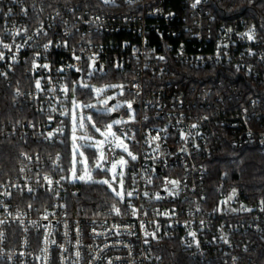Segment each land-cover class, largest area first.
<instances>
[{
	"label": "built area",
	"instance_id": "2783aa9c",
	"mask_svg": "<svg viewBox=\"0 0 264 264\" xmlns=\"http://www.w3.org/2000/svg\"><path fill=\"white\" fill-rule=\"evenodd\" d=\"M193 2L136 0L129 6L117 0V6L101 10L96 7L98 0H0V25L13 33L27 28V35L32 36L29 44L16 54L18 63L12 67L0 63V72H6L9 77V72L22 67L27 81L14 90V96L44 116L39 121L25 123L21 131L13 126L12 133L25 137L34 132L45 141L59 142L69 131V143L73 147L80 144L79 139H73L74 135L78 138L77 124L74 125L70 115H61L70 111L68 99L59 103L62 96L52 91L55 85L45 84L43 80L42 85L47 91L36 90L34 80L42 79V75L33 72L31 64L33 59L38 64H49L52 66L50 73L48 70L39 72L49 77L58 76L63 84L83 75L76 74L67 65L83 67V58L99 50V63L104 72L114 68L113 64L119 61L123 64L122 75H133L123 82L126 85L123 96L129 92L139 93L128 94L136 109L135 122L119 126L121 131L131 129L129 134L135 133L138 141L130 143L139 159L130 162L126 168L125 188H137L141 193L160 192L167 197L155 200L141 195L132 201L148 213L141 216L147 231H155L159 225V241L145 245L139 221L131 217L130 212L124 215V205L117 204L115 197L112 205L121 208L120 217H115L109 208L96 214H81L72 209L69 198L79 194L81 182H70L72 172L55 174L47 170L61 172L65 169L59 151L49 159L23 151L17 175L0 180V208L3 209L0 211V262L105 264L112 260L113 264H123V258H127L128 264H133L134 257L135 264H158L162 243L175 239L190 257L204 263L257 264L251 253L258 239L264 236V212L260 210V201L246 198L238 188L223 183L212 191L207 185V177L210 161L226 145L241 148L258 144L264 152V100L251 97L247 104L241 103V95L236 91L226 93L218 87L221 82L217 85L185 83L179 80L176 69L182 65L227 68L259 78L264 84V37L244 16L223 17L218 12L221 3L217 0H202L196 8L191 7ZM97 15L99 21L87 22ZM41 26L47 31L46 36L36 35ZM253 27L256 39H241V34ZM2 37L3 33H0V39ZM62 37L82 57L80 62L71 58L73 52L68 47L44 49L49 40L60 45ZM21 42L16 39V43ZM159 56H164L165 60L157 59ZM8 64H11L10 60ZM58 68H64V73H56ZM236 87L233 86L234 90ZM17 89L21 95H15ZM125 112L121 109L116 117L128 119ZM193 124L197 127L192 128ZM163 128L168 129L167 133H162L167 139L158 142L160 149L154 151V146L149 147L142 138L149 132L155 135L154 129ZM49 132L54 133L53 137L49 138ZM181 135L188 136L187 142L180 138ZM114 156L119 158L106 148L104 159L111 163ZM98 158L97 155L94 160ZM133 166L135 171L129 173ZM128 175H136L137 182L132 183ZM148 176L153 180L152 185L145 183L144 178ZM45 178L60 183L48 185ZM165 178L182 181L180 195L175 199L162 190ZM28 187H31V193L27 192ZM234 188L237 197L227 205H221V212H214ZM242 206L252 211H243ZM171 209L176 210L174 217L155 215L157 210L163 213ZM200 221H204L203 226ZM117 222L122 228L133 226L129 230L136 235H129L127 231L120 236L93 234V229L98 233H109ZM185 223L189 227L186 228ZM73 225L80 229L79 233L73 231ZM189 231H197L199 248L186 247L192 239L187 235ZM225 237L228 244L223 242ZM105 245L109 247L105 248ZM101 249L104 261L90 259L99 257ZM77 251L81 253L79 259L75 255ZM118 256L122 259L116 260Z\"/></svg>",
	"mask_w": 264,
	"mask_h": 264
},
{
	"label": "trees",
	"instance_id": "16d2710c",
	"mask_svg": "<svg viewBox=\"0 0 264 264\" xmlns=\"http://www.w3.org/2000/svg\"><path fill=\"white\" fill-rule=\"evenodd\" d=\"M61 1V0H60ZM221 3V10L218 12L224 17L237 18L244 16L248 21L254 23L261 35L264 37V6L252 5L247 7L248 0H217ZM55 4V2H54ZM176 75L182 82L190 84H221L219 88L226 93L236 91L241 95V103L247 104L248 99L257 97L264 100V84L253 76H245L231 69L221 67L193 68L190 66H178ZM9 77L0 78V180L6 177H15L21 163V152L26 151L40 158L49 159L56 152H60L65 169L61 172L47 169L55 174H69L72 171V148L69 143V131L62 141L48 142L32 132L30 135L20 137L12 133L13 130L21 131L25 123L33 120L39 121L44 116L35 111L30 104L16 100L14 90L24 86L26 76L22 67L16 72L8 73ZM124 74L122 70L108 68L106 72L98 73L99 78H91L90 83L102 87L106 84H123L126 79L133 76ZM77 79V78H76ZM10 80V82H9ZM232 86V87H231ZM233 86H237L234 90ZM86 90H79L77 99L85 103L93 102L91 95H86ZM235 93V92H234ZM69 94L68 101L72 99ZM126 96L130 97L128 94ZM92 116L98 126L105 125L111 116L93 111ZM87 130L91 133V129ZM4 126V127H3ZM13 126L15 128H13ZM10 132V133H8ZM95 149L85 148L88 160L93 162L96 156ZM99 172H95L97 174ZM227 173V176H225ZM220 183L238 188L244 197L264 201V152L261 145H247L241 148L224 146L210 161L207 185L214 191ZM114 202V196L109 195L106 186L101 184L80 183V192L69 198L72 209L81 214H96L101 210L109 208ZM161 260L158 264H217L204 263L190 257L175 239L166 240L160 247ZM257 264H264V236L259 238L255 249L251 253ZM0 264H5L0 262Z\"/></svg>",
	"mask_w": 264,
	"mask_h": 264
},
{
	"label": "snow or ice",
	"instance_id": "6c2138e0",
	"mask_svg": "<svg viewBox=\"0 0 264 264\" xmlns=\"http://www.w3.org/2000/svg\"><path fill=\"white\" fill-rule=\"evenodd\" d=\"M122 3H126L129 6H132L136 3V0H121ZM202 3V0H194L193 4L191 5L192 8H196L199 4ZM257 5L259 6H264V0H248V5L247 7H251L252 5ZM50 6V5H49ZM112 6H117V0H98V4L96 7H100L101 10L106 7H112ZM26 11V10H25ZM159 11V10H157ZM0 13H2V10H0ZM11 13V9H9V14ZM60 13L57 12V16H59ZM73 15H75V11H73ZM171 15V14H170ZM79 20L80 18L77 17ZM100 20V16L97 15L94 20L87 21L88 23H95L96 21ZM50 28L51 25H48ZM229 32H231V29H228ZM28 29L23 28V29H17L15 33H13L9 28H6L3 25H0V33H3L2 39H0V63H4L8 65L9 67L14 66L16 63H18L17 59V53L21 51V49L25 46L28 45L29 42L32 40V36L27 35ZM36 35H47V31L44 29L43 26L41 28L37 29ZM68 34L66 33L65 36ZM19 38L22 42L21 43H16V39ZM241 39H247L248 41H254L256 39L255 36V28H250L247 32L241 34ZM8 41V42H5ZM91 42L89 41V44ZM56 46H63V47H68L72 52V59H74L77 62H80L82 60V57L80 55H77L74 49H71L70 45L68 44V41L62 37V43L60 45H54L51 40H49L47 43L44 44V49L47 50L49 47H56ZM83 50V49H82ZM101 58L100 51H94L90 56H87L86 58H83V67H79L75 64H69L66 67L71 68L74 70L76 74H81L83 75H78V78L76 80H71L68 81L67 83H60L59 77H49L45 76L42 73L39 72V70H48L50 73L52 71V66L49 64H38L35 62V59H33V62L31 64V70L33 72H36L37 74L42 75V79H35L34 80V86L36 90H40L41 92L47 91L46 86L42 85V80L45 82V84H54L55 87L52 89V91L57 92L61 94L62 99L59 101V103H63L64 100H67L69 98V94L72 95V99H70L68 102L71 105L69 108L70 111H65L62 112L61 115L64 116H71V119L74 123L83 120H87L88 127L91 129L93 136L97 135L100 137L99 139H95L89 142H86L82 145H76L77 148H91L93 144H95V151L93 153L94 156H99L100 159V164L96 165L95 171L97 172H103L106 176H109L110 179L106 180H101V181H95L92 179L91 172L87 168L81 169L83 172V175L77 174L76 171L73 172L72 174V179L71 183L76 184L78 182H83L85 184H101L106 186V190L109 191L110 196H114L116 198L117 204H122L124 205V215L129 214L131 217H136L137 220L139 221V228L141 229L144 240L143 243L145 245H150L151 241H159V237L157 236V233L159 231V225H156V230L149 232L147 231V227L145 222L141 219V216H147L148 213L143 211V208H137L133 203V199L143 196L148 199H155V200H163L166 199L167 197L162 196L160 192H155V193H150L149 191H141L137 188H131V190H128L125 188V178H126V172L125 169L128 168L130 162H135L139 159L138 155L134 154L129 147L130 143L136 142L135 138V133H132L131 135L129 134L131 132V129L128 131H121L120 127L121 125H127L130 123L135 122V113L136 109L134 108V102L133 101H126L124 103H118L117 101V96H123L124 89L126 85L124 84H111L108 85L107 87H97L91 83H89L90 78H99L102 79L103 77H98V73L104 72L103 65L99 63V59ZM157 59L164 61L165 57L164 56H159ZM11 61V64H8V61ZM113 67L116 69H120L123 67V64L120 63L119 61L115 62L113 64ZM147 67V65H146ZM56 73L63 74L65 69L64 68H58L55 69ZM7 73L6 72H0V77H6ZM136 86V85H134ZM86 90V95H91L93 99L95 100V103L91 104H81L75 99V96L79 90ZM109 89H115L117 91V95H108ZM129 95H139V93H128ZM15 95H21L19 92V89H17V92ZM84 109H93L98 113H102L107 116H111V122L106 123L103 128L98 127L94 122H93V117L92 115L87 116L86 118L83 115H80L79 117L77 116V113H83L82 110ZM121 109H125V115L128 116V119H124L123 117L117 118L115 116L116 113H118ZM54 111V109H53ZM207 117H205L206 119ZM51 119V117H50ZM147 119V117H145ZM80 126H83L82 124ZM32 127H35L33 124ZM192 128H196L197 125L193 124L191 126ZM115 129V131H113ZM57 131H62V130H57ZM75 131V129H74ZM153 131L156 132L155 135H152L151 132H149L145 137H143L144 143L148 144L149 147L154 146V151H158L160 149V143L164 140L167 139L166 135H162V133H167L168 129L163 128V129H154ZM54 133L49 132L48 136L49 138L53 137ZM182 140L187 142L188 136L186 135H181L180 137ZM73 139H79L75 135L73 136ZM195 147H199L196 145ZM111 151L115 153L117 156H119L118 159L113 157L111 160V163L108 162V160L104 159V154L105 150ZM119 150V152H117ZM181 151H187L186 149H181ZM77 155H83L82 153H77L74 151V158ZM154 159H159V157H152ZM100 165H103L101 168ZM129 173H133L135 171L134 166L130 168ZM153 172L156 171V169L152 170ZM225 176H227V173H225ZM132 183L137 182L136 175H128L127 177ZM159 178V177H158ZM145 179V183L147 185H152L153 180L151 176H148ZM45 181L48 185H53L54 183H60V181H55L45 178ZM181 180H176V179H168L165 178L163 180V191L167 193L168 197H172L175 199L180 195L181 192ZM186 187V185H185ZM51 190V188H49ZM23 191V189H22ZM32 189L31 187L27 188V192L31 193ZM194 191V190H193ZM10 192H8V196H10ZM238 195L237 189H233L231 194L228 195L227 199L224 201H221L220 204H218L217 208L214 209V212H221L223 209L221 205H227V203L233 199H235ZM201 199H204L201 197ZM260 210L264 212V201H260ZM110 212L115 216V217H120L122 215L121 208L116 206V205H109ZM230 211H236V209H229ZM243 211H248L251 212L252 209L250 208H244L242 206ZM0 211H3L2 208H0ZM197 212L200 211L199 208L196 209ZM155 215L160 216H166V217H174L177 215L175 209H171L168 212H163L161 213L159 210L156 211ZM47 219V217H45ZM178 222V221H177ZM2 223V222H0ZM95 223V221H93ZM204 221H200V225L203 226ZM186 228L189 227L188 223H185L184 225ZM133 226H127V227H121V224L119 222L115 223L112 228L109 230V233H98L93 229V234L94 235H110L114 234L116 236L123 235L124 232H128L129 235H136L135 232L130 231L129 229ZM73 231L79 233L80 229L76 228L73 225ZM188 236H190L192 239L191 241H188L186 243L187 248H192L195 246L196 248L200 247V241L197 238L198 233L197 231H189L187 233ZM2 236V234H0ZM151 238V240L149 239ZM223 242L225 244H228L229 241L227 238H222ZM124 247H128V245H122ZM109 247L108 245H105V248ZM147 250V249H146ZM101 255L99 257H90V259H98L101 261H104L103 257V249L100 250ZM244 251H247V247L245 246ZM76 257L79 259L81 256V253L77 251L75 253ZM116 260H121V257H116ZM133 264H135V258L133 257ZM157 259H160V257H157ZM231 259L235 260V257H231ZM75 264V262H73ZM105 264H113L112 260H107ZM123 264H128L127 258H123Z\"/></svg>",
	"mask_w": 264,
	"mask_h": 264
},
{
	"label": "rangeland",
	"instance_id": "374dc122",
	"mask_svg": "<svg viewBox=\"0 0 264 264\" xmlns=\"http://www.w3.org/2000/svg\"><path fill=\"white\" fill-rule=\"evenodd\" d=\"M108 85H111V84H106V85H103L102 87H107ZM97 87H99V86H97ZM117 91L118 90H115V89H109V91H108L107 94L108 95L116 96L117 95ZM75 99H77L76 96H75ZM77 101L79 103H81V104H85V102L82 99H77ZM126 101H131L128 96H117V101L116 102H118V103H124ZM91 103H95V100H93V102H91ZM91 103H86V104H91ZM82 111H83V113L81 114V113L78 112L77 113V116L79 117L80 115H83L86 118L87 116L92 115V112L95 111V110H93V109H84ZM117 118H120V117H117ZM111 119H112V117L110 119H108L107 123H110L111 122ZM87 122L88 121L85 119L83 121H79L78 120L77 123H76L77 126H78V138H79V142H80V144H77V145H82V144H84L86 142H89V141H92V140H95V139H99L100 138L98 136V134L95 135V136H93V133L92 132L90 133L87 130ZM93 122L96 124V122L94 121V119H93ZM81 124L83 126H80ZM103 126L104 125L98 126V127L103 128ZM113 131H115V129H113ZM95 147H96L95 144H93L91 148L94 149ZM129 147H130V150L132 151L130 144H129ZM74 151H76L77 153H82L83 155H77L74 158ZM72 163H73V169L71 171L72 174H73L74 171H76V172L79 171V174L77 173L78 176L80 174L83 175V172L81 171V169L87 168L91 172L92 179L95 180V181H101V180L110 179V177L109 176H106L104 173H101L100 172V173L95 174L96 171H95V168L94 167L96 165H99L100 164V159L98 158V160H94L93 162H90L88 160L87 153L85 152V148H77L76 145L72 148ZM100 166L102 168V165H100ZM125 172H126V169H125Z\"/></svg>",
	"mask_w": 264,
	"mask_h": 264
},
{
	"label": "water",
	"instance_id": "95a60500",
	"mask_svg": "<svg viewBox=\"0 0 264 264\" xmlns=\"http://www.w3.org/2000/svg\"><path fill=\"white\" fill-rule=\"evenodd\" d=\"M117 114H115V116H116Z\"/></svg>",
	"mask_w": 264,
	"mask_h": 264
}]
</instances>
